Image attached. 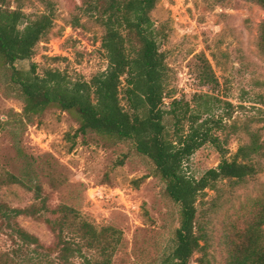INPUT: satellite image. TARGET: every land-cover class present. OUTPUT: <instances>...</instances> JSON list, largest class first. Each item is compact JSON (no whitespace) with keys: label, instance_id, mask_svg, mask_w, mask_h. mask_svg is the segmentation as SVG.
<instances>
[{"label":"rangeland","instance_id":"374dc122","mask_svg":"<svg viewBox=\"0 0 264 264\" xmlns=\"http://www.w3.org/2000/svg\"><path fill=\"white\" fill-rule=\"evenodd\" d=\"M7 1L29 19L46 11L45 0ZM51 1L55 8L52 28L36 45L34 56L16 66L28 70L35 64L38 74L54 68L89 80L107 66L101 49L102 28L91 17L79 15L82 0ZM76 14L80 16L77 27L72 25ZM151 16L168 66L165 108L177 98L189 102L193 110L204 100H195L194 95H208L210 115L222 121L213 131L228 158L249 142L250 132H257L264 143V56L257 48L264 8L249 0H160ZM206 64L217 80L214 84L201 80ZM120 97L126 108L122 91ZM22 109L23 100L9 88L0 69V127L10 120L0 129V171L19 174L28 161L51 206L70 205L97 228L119 230L121 240L111 264H161L173 245L178 207L165 194V184L154 173L151 161L129 142L94 132L81 134L74 112L51 106L28 123L19 121ZM220 159L217 149L206 143L185 165L189 174L200 177ZM253 162L258 169L253 178L220 181L199 198L198 220L208 236L211 264H223L218 240L234 208L264 197V157L255 156ZM0 200L25 207L34 202V195L14 185L0 190ZM17 222L45 247L53 245L54 235L43 221L23 215ZM15 248L9 236L0 233V254L11 255ZM200 256L202 252H196L193 258ZM72 261L81 263L78 258Z\"/></svg>","mask_w":264,"mask_h":264},{"label":"trees","instance_id":"16d2710c","mask_svg":"<svg viewBox=\"0 0 264 264\" xmlns=\"http://www.w3.org/2000/svg\"><path fill=\"white\" fill-rule=\"evenodd\" d=\"M159 1L82 0L79 15L91 17L102 28L101 49L107 61L105 70L83 80L54 68L38 74L35 64L28 70L17 68L18 61L34 56L36 45L52 28L55 8L51 0H45L46 11L29 19L21 8L12 9L7 0H0V69L9 88L23 100L20 122L30 123L55 106L77 115L81 134L94 132L129 142L147 157L165 184V194L178 207L173 245L161 264H211L208 236L198 220L199 198L220 181L253 178L258 172L253 159L264 157V143L257 132H250L249 142L228 158L213 131L222 121L210 115L208 95H194L195 100H204L193 110L189 102L177 98L165 108L168 66L151 16ZM249 1L264 8V0ZM79 15L72 16L75 27L80 25ZM257 48L264 56V21L259 26ZM200 77L205 85L217 82L209 64L203 66ZM121 91L126 108L121 104ZM2 124L0 129L10 120ZM206 143L217 149L220 162L194 177L185 164ZM18 152L22 155L20 149ZM31 165L26 161L19 174L0 171V190L17 185L34 195V202L25 207L0 200V233L16 244L11 255L0 254V264H74V258L80 264H111L121 232L112 226L97 228L70 205L51 206ZM23 215L48 225L54 235L51 247L18 224L17 218ZM221 228L218 252L223 264H264V197L239 204ZM92 252L93 257L87 254ZM196 252L202 256L194 259Z\"/></svg>","mask_w":264,"mask_h":264}]
</instances>
